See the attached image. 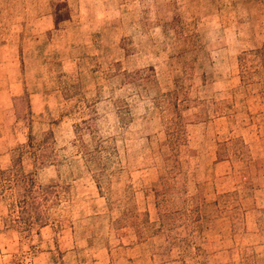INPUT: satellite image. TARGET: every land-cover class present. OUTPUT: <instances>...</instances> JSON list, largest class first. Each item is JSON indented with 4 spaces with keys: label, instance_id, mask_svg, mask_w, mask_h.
<instances>
[{
    "label": "rangeland",
    "instance_id": "374dc122",
    "mask_svg": "<svg viewBox=\"0 0 264 264\" xmlns=\"http://www.w3.org/2000/svg\"><path fill=\"white\" fill-rule=\"evenodd\" d=\"M0 264H264V0H0Z\"/></svg>",
    "mask_w": 264,
    "mask_h": 264
}]
</instances>
